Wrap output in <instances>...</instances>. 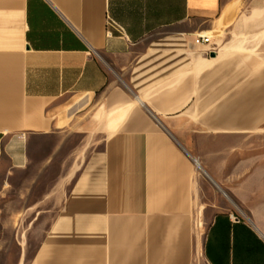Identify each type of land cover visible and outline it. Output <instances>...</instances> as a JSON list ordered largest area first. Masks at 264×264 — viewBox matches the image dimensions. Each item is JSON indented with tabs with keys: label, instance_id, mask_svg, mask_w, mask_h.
<instances>
[{
	"label": "crops",
	"instance_id": "crops-1",
	"mask_svg": "<svg viewBox=\"0 0 264 264\" xmlns=\"http://www.w3.org/2000/svg\"><path fill=\"white\" fill-rule=\"evenodd\" d=\"M233 2L0 0V186L69 149L29 264H264L242 217L264 187L241 156L264 129V62L209 37ZM204 182L230 203L202 240Z\"/></svg>",
	"mask_w": 264,
	"mask_h": 264
},
{
	"label": "rangeland",
	"instance_id": "rangeland-1",
	"mask_svg": "<svg viewBox=\"0 0 264 264\" xmlns=\"http://www.w3.org/2000/svg\"><path fill=\"white\" fill-rule=\"evenodd\" d=\"M241 17L244 26L234 28L232 25ZM220 21L216 32L209 35L216 42V52L231 46L248 57L258 58L260 63L264 62V0H259L256 6L246 0H234ZM67 142L76 143L73 137L67 139ZM68 153L69 149L61 150L55 156L53 165L43 168L41 160L46 152H40L29 170L19 171L12 178H5L0 186V264L30 263L55 207L53 201L45 203L43 200L54 185L60 165ZM241 154L243 158L255 160L262 181L258 185L264 187V129L242 137ZM256 195L259 196V202L264 203V189H259ZM197 203L195 230L204 240L214 212L229 204L230 200L218 187L204 182ZM262 210L263 214H243L242 217L256 218L264 228V209Z\"/></svg>",
	"mask_w": 264,
	"mask_h": 264
},
{
	"label": "built area",
	"instance_id": "built-area-1",
	"mask_svg": "<svg viewBox=\"0 0 264 264\" xmlns=\"http://www.w3.org/2000/svg\"><path fill=\"white\" fill-rule=\"evenodd\" d=\"M108 26H109L110 28H112V29H119V30H120V28L117 26V24L114 23V22L111 21V20H108ZM109 34L111 35V33H109Z\"/></svg>",
	"mask_w": 264,
	"mask_h": 264
},
{
	"label": "bare ground",
	"instance_id": "bare-ground-1",
	"mask_svg": "<svg viewBox=\"0 0 264 264\" xmlns=\"http://www.w3.org/2000/svg\"><path fill=\"white\" fill-rule=\"evenodd\" d=\"M225 12V11H224ZM224 14V13H223ZM221 22V21H220ZM223 22V21H222ZM198 166V165H197Z\"/></svg>",
	"mask_w": 264,
	"mask_h": 264
}]
</instances>
